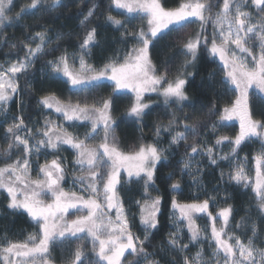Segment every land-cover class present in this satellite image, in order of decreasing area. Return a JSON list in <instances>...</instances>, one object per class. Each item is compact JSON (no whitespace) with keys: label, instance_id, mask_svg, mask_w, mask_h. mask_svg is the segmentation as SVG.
<instances>
[{"label":"snow or ice","instance_id":"obj_1","mask_svg":"<svg viewBox=\"0 0 264 264\" xmlns=\"http://www.w3.org/2000/svg\"><path fill=\"white\" fill-rule=\"evenodd\" d=\"M68 7L65 0H27L16 10L15 0H0V42L6 40L4 30L25 17H33L39 28L20 41L23 56H17L7 66L0 63V117L7 122L14 98L19 110L4 129L8 144L0 152V191L7 194V208L12 213H26L37 229L23 241H0V264H55L53 252L57 248L68 253L64 264H162L147 250L150 238L159 229L164 204V196L156 187V174L158 166H165L162 162H168L169 154L174 155L181 145L184 146L181 176L187 172L194 184L200 183L203 169L197 156H206L211 165L228 161L232 165L229 183L251 188L258 219L242 217L237 222V228L251 233L242 238L229 231L233 214L229 205L217 213L221 220L218 227L209 212L210 199L214 197L180 202L176 197L181 179H174L175 173L170 172L169 221L174 230L158 246L162 257H172L164 264H264V243L257 244L259 222L264 221V119H254L249 111V90L255 88L264 93V0H179L173 7L166 6L163 0H109L106 14H102L104 24L119 31L122 42L132 39L122 60L118 56L109 58L101 67L89 62L92 51L100 45L99 25L93 23L101 18L97 15L100 5L91 0L86 13H77L82 17L79 29L83 38L76 34L78 49L71 53L67 48L61 51L60 42L74 34L56 30L52 35L48 23L59 19L61 9ZM113 7L123 10L119 13L121 18L112 14ZM136 19L140 26L131 28ZM197 22L198 30L189 33L187 30ZM165 43L169 52L183 57L175 72L171 71L174 56L165 55L159 66L153 60L157 45L163 51ZM9 47L19 51L16 43ZM56 52L60 54L54 55ZM48 55L54 58L41 65V76L53 80L63 77L61 83L71 95L61 99L49 92L40 97L38 106L61 114L73 127L75 122H81L88 129L82 138L51 119H45L43 126L35 130L27 127L24 111L28 105L24 95L32 89L35 76L32 69L37 60ZM202 56L219 61L208 74L209 84L216 81L219 72L218 86L225 95L234 94L235 99L220 107L214 98L207 112L197 115L187 85L195 75L189 69H194ZM107 87L112 92L105 98L100 90ZM125 91L133 94L125 115L141 125L142 133L138 146L133 145L128 151L120 147L113 115L114 96ZM146 93H156L162 98L167 118L166 122L163 118L155 121L150 143L143 140V120L150 109L145 102ZM233 119L240 122L234 137L216 135L214 146L201 142L206 141L208 131L215 134ZM164 134L168 136L167 147L161 145ZM256 141H260V151L253 157L256 179L252 183L245 167L247 158L241 161L239 150L246 142ZM225 142L229 144L228 153L221 155L214 151ZM65 145L74 153L76 178L70 189L62 186L65 162L59 157L47 159L48 150L59 153L65 150ZM41 155L45 156L43 164H39ZM33 156L38 164L35 176ZM133 182H142L143 188L142 197L136 200L142 237L132 230L136 214L130 217L120 198V187ZM198 213L207 214L212 221L210 237L206 229L197 225ZM184 226L188 229L189 243L182 240ZM202 241H207L210 254ZM89 242L91 255L87 251ZM189 244L200 246L189 254Z\"/></svg>","mask_w":264,"mask_h":264},{"label":"trees","instance_id":"obj_2","mask_svg":"<svg viewBox=\"0 0 264 264\" xmlns=\"http://www.w3.org/2000/svg\"><path fill=\"white\" fill-rule=\"evenodd\" d=\"M66 3L69 4L68 8L61 9L60 18L55 22L48 21L50 28L52 29V35L55 34L56 30H61L65 33L71 32L74 35L71 39L61 41L60 48L61 51L64 48L71 53L78 49L79 40L77 39V35L79 34L80 39L83 38V32L79 29V19L82 17H78V12L86 13L88 7L91 4V0H65ZM96 2L100 5L97 15H100L101 18L99 20L93 21L94 24H98V33L100 39V45L97 46L93 51L89 58V62L93 63L97 67H101L103 63H105L109 58L119 57L121 60L123 59L125 53L131 47V37H129V42H122L120 39V32L116 29L112 28L111 25H105L103 20V15L106 14V9L109 7V0H96ZM27 0H15L16 10L26 4ZM163 3L168 7L176 6L179 3V0H163ZM122 12L113 7L112 14L117 15L118 18L119 13ZM126 15V14H124ZM139 20H133L130 27L137 28L140 26L137 23ZM38 26L35 25V21L33 17H25L24 19L16 22L12 26L6 28L4 31L6 33V40L0 42V63L5 64L8 61H13L17 58V56H23L24 51L22 45H20V41L25 37L32 36L35 31H38ZM212 26L208 25V34L211 35ZM16 43L19 47V51L16 49H11L9 47L10 44ZM163 43V42H162ZM161 45H157V49L153 51V60L159 66L164 59V56L173 57L171 70L175 72L176 69L180 66L183 61V57L176 55L175 53L168 51V46L165 43L163 47V51L161 50ZM178 51V49H177ZM157 52H160L158 55ZM60 52H56L54 55H59ZM54 55H48L42 59L37 60L32 71L35 73L34 78L32 79V89L28 91L24 95L25 103L28 105L26 110L24 111V119L26 121L27 127L35 130L38 127H42L45 119L49 114L51 118L52 116L51 110H45L42 106H38V101L40 97L46 93L52 92L62 97L61 99H68L70 97V92L67 90V86L63 85L61 81H63V77L59 79L53 80L49 79L48 76H41L40 68L46 60L53 59ZM217 67V62H212L207 59L206 56H202L200 60L197 62L194 69H189L190 71H194V77L190 78V82L187 85V93L191 98V104L195 106L196 114L199 115L201 113L207 112L208 107L210 106L211 101L215 98L218 100V104L220 107H223L226 103L234 100L232 93L227 95L224 94V90L218 86V82L221 79V76H216V81L213 82L212 85L209 84L208 74L212 72ZM106 84H111L109 81H105ZM21 88L24 87L23 79L20 80ZM205 89L207 92L205 93ZM112 92L111 87L103 88L100 90V95L103 97H107ZM213 92L216 93V96H213ZM75 99L74 96L71 97ZM132 95L128 93H119L115 94L114 100V111L113 115L116 118L115 125V133L119 138L120 147L124 150H130L133 145H137L140 141V137L142 135L140 128L141 125L137 124L134 119L128 118L125 115V109L131 103ZM160 98V97H159ZM162 100V98H160ZM251 112L254 115L255 107L251 104ZM187 110V109H186ZM17 100L14 98L10 103V110L7 113L10 117L7 119L12 121V118L18 114ZM148 115L145 116L143 120V140L144 142H152L153 136L152 131L154 128V123L158 118L165 119L163 112V104L155 103V105L150 106ZM1 120V119H0ZM8 122L1 123L0 121V144H2V149L0 148V152L4 148L7 147L8 140L5 138L6 134L4 129L7 127ZM222 129V128H221ZM221 131V130H220ZM224 135V132L221 133ZM191 140L189 141V143ZM168 136L164 134V138L161 141V145L167 146ZM260 142H246L241 146L239 152L248 156V159H252L253 150L255 146L259 147ZM62 156H61V155ZM184 154V146L181 145L179 149L175 152V154H169L170 159L168 162H162L165 166H158V172L156 174V187L160 189L161 194L164 196V204L162 209V215L160 216V225L157 231H154L153 236L150 238L151 243L147 246V250L149 253H154V258L159 259L164 264V261L171 260L172 257H162L159 253V244L163 241L166 242L168 238V233L172 230V223L169 221V212H170V204L172 199V194L168 190V184L171 183L170 180H167V176L170 172H174V179H179L181 176V165L180 160ZM73 152L70 150H66L65 154L51 152V156L59 157L61 160H71ZM71 157V158H70ZM15 158V157H14ZM2 159V156H0ZM42 158H39V161ZM42 162V161H40ZM70 166H73L71 164ZM252 175V173H250ZM204 181L207 187L212 188L213 185L217 184L218 172L207 168L204 173ZM120 187L121 197L124 201L125 207H127L130 212L134 211L133 201L138 200L141 195L143 188L141 185H135L136 187H132V184L125 185ZM186 192V188L181 183V189L177 194V199L179 201H189L192 198H189L188 195H184ZM228 201L224 206L220 208L227 207L229 205L232 206L233 214L230 217V225L229 231L240 235L242 238H246L247 235H250V232H245L243 228H237V222L241 220L242 217L248 218L250 220L258 219V209L255 204L254 195L250 189H245L241 186L231 187V190H228L227 193ZM183 196V197H182ZM186 196V197H185ZM260 229V237L257 241V244L264 243V221L259 222ZM132 230L136 235L143 236L141 226L138 218H134V224L132 225ZM37 229L33 226L29 217L26 213H12L11 210L7 208V196L4 195L0 197V241L5 239L13 240V241H23L28 235ZM207 246V244H206ZM74 249V245H72ZM88 254L91 255V244L90 242L87 244ZM68 253L60 248H57L53 252V258L55 260V264H64L65 259L67 258Z\"/></svg>","mask_w":264,"mask_h":264},{"label":"rangeland","instance_id":"obj_3","mask_svg":"<svg viewBox=\"0 0 264 264\" xmlns=\"http://www.w3.org/2000/svg\"><path fill=\"white\" fill-rule=\"evenodd\" d=\"M221 2H222V0H221ZM120 11H123V10H120ZM124 14L127 15V13H124ZM139 24H140V22L137 23V25H139ZM197 30H198V22L192 24L187 31L189 33H191V34H195V32ZM10 62L11 61L6 62L5 66H7ZM216 62H217V65H218L219 61H216ZM77 66H78V64H77ZM218 75L221 76L219 74V72H218ZM249 91H250V94H251L250 95V104H249L250 113L252 114V112H251V109H252L251 108V104H252L253 107L256 108V110H254V115L252 114L253 118L254 119H264V93H259L258 90L255 89V88H252ZM120 93H128V94L133 95L132 93L126 92V91L125 92H120ZM117 94H119V93H117ZM231 95H233V98L235 99L234 94H231ZM60 98H62V97H60ZM145 102L149 103L150 106L155 105V103H157V104L158 103H162L163 104L162 100L157 96L156 93H146L145 94ZM45 110H48V109H45ZM49 110H51V109H49ZM51 111H52V116H54L55 118H51V116H49L51 114H49L46 119L54 120L58 124H64L66 127H68V130L70 132H72L73 134L78 135V136H80L82 138L84 136L85 132L88 130L83 124H81V122H78V121L75 122V126L74 127L71 126L72 122L64 121L63 117L61 116V114L56 113L53 110H51ZM7 117H10V116L7 115ZM0 119H1L0 120L1 123H5V120H4L3 117H0ZM7 122L11 123V121L9 122L8 119H7ZM226 125H227L226 127H223L222 129L220 128L218 130V132L215 133V134L212 133L211 131H208L206 133V137H207L206 141L202 139L201 142L207 143L208 146H214L215 145L216 135H221V133L224 132V135H228V136L234 137L239 132V127H240L239 119H233L231 121H228V122H226ZM256 142L259 143L260 141H256ZM65 147L68 150H70L71 152H73V150L71 148H68L66 145H65ZM164 147H167V146H164ZM0 148L2 149V144H0ZM229 150L230 149H229L228 142H225L223 145L216 146L214 148V151H216L218 154H221V155L225 154V153H228ZM259 151H260V145H259V147L255 146V148L253 150L252 159H253V157L256 154H258ZM60 153L65 154L66 150L61 151ZM40 157L42 158L40 160L42 162L39 161V164H43L45 162V156L41 155ZM245 157L247 158L248 156H246L243 153L239 152V158H240L241 161H245ZM47 159L48 160L53 159V156H51V151L50 150H48ZM73 159H74V153L72 155L71 160L64 161V160H66L65 157H64V160L62 159V161H64L65 164H66L65 179H64V181H62V186L65 189L72 188L73 187L72 182L76 178V176L74 175V172H73V169H74L75 166L74 165L70 166L71 164H73L72 163ZM196 159H197V161L200 162V167L203 169L202 174L200 175V183L199 184H194L193 180L191 178V175H189L187 172L183 173V175L180 176L179 179H181L182 185L184 186V188H186V192H184V195H188V197L192 198V199H190L187 202H185V201L184 202L180 201V202H182V203H192V202H196V201H203L204 199H207V198H210V197H214L213 199H210L209 212L215 218L217 226L219 227L221 225V220L217 216V213L221 209L220 207L224 206L225 203L228 201V197H227L228 196L227 195L228 190H231V187H233V186L239 187V186L235 185L234 183H229V181H228V174L230 172V169H231L232 165L228 161H218L217 165H211V164H209L207 157L203 156V155L197 156ZM32 164H33V169H34V171L32 172V175L35 176L36 175V171H38V164H37V160H36L35 156H33V158H32ZM245 167H246L247 172H248V174L250 176L251 182L254 183L255 179H256V169H255V161H254V159L251 160V159L247 158V160L245 161ZM207 168H210L211 170L217 171L218 175H219L218 178H217V184L213 185L214 187H212V188L207 187V185H206V183L204 181V176L203 175H204L205 170ZM222 172L224 173L223 178L221 177V173ZM250 173H252V175ZM77 174H78V170H77ZM123 175H124L125 180H126L127 179L126 174H123ZM131 184H132V187H136L135 185H141L142 186V182L141 183L133 182ZM125 185H129V184H125ZM123 186L124 185H122V187ZM248 189H250V188H248ZM74 190L79 191V188H76ZM153 194H155V193H153ZM4 195L7 196L6 193H3L2 191H0V197H2ZM142 195H143V191H142ZM142 195H141V197H142ZM120 198L122 200L121 191H120ZM122 202L124 204L123 200H122ZM133 205H134V211H135V212H133V214L134 213L136 214L134 218H138L139 219V217H138L139 209H138V207L136 205V200L133 201ZM125 208L128 210V213H129L130 217H132L133 216L132 212H130V210L127 207H125ZM72 218L74 219L75 217L73 216ZM195 220H196L197 225L201 229H206L207 230V233H208V235L210 237L212 221L209 219V216L207 214H205V213H198V214H195ZM133 224H134V219H133L132 225ZM172 230H174V226L173 225H172ZM230 232H232V231H230ZM181 235H182L183 243H189V233H188V229H187L186 226L183 227ZM202 244H203V247L205 248L206 252L210 254L211 250L208 249L207 246H206L207 241H202ZM199 246L200 245L189 244V249H188L189 254H194L197 251ZM74 247H75V245H74Z\"/></svg>","mask_w":264,"mask_h":264},{"label":"crops","instance_id":"obj_4","mask_svg":"<svg viewBox=\"0 0 264 264\" xmlns=\"http://www.w3.org/2000/svg\"><path fill=\"white\" fill-rule=\"evenodd\" d=\"M63 79H64V78H63ZM54 118H55V117H54ZM114 127H115V125H114ZM115 135H116V133H115ZM63 147H64L65 150H68L65 146H63ZM59 153H60V152H59Z\"/></svg>","mask_w":264,"mask_h":264}]
</instances>
